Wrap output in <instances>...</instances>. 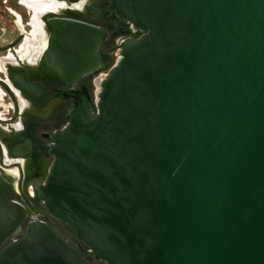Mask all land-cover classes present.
<instances>
[{
	"label": "water",
	"instance_id": "obj_1",
	"mask_svg": "<svg viewBox=\"0 0 264 264\" xmlns=\"http://www.w3.org/2000/svg\"><path fill=\"white\" fill-rule=\"evenodd\" d=\"M106 3L128 23L117 35L132 39L94 108L75 87L97 73L101 27L48 19L38 76L28 65L10 75L38 109L51 99L47 77L72 103L66 128L47 136L31 201L104 264H264V0ZM32 132L0 141L13 158H35ZM11 182L2 171L0 247L26 214ZM0 264L93 263L33 221Z\"/></svg>",
	"mask_w": 264,
	"mask_h": 264
},
{
	"label": "flooded vegetation",
	"instance_id": "obj_2",
	"mask_svg": "<svg viewBox=\"0 0 264 264\" xmlns=\"http://www.w3.org/2000/svg\"><path fill=\"white\" fill-rule=\"evenodd\" d=\"M45 1L51 4L54 9L48 10L36 19H33L32 14L27 9L29 16L27 20L19 13L11 12L12 9L7 10L10 20L6 22L13 23L17 29V33L13 37L10 35L9 40L4 38L7 33H10L9 26L3 24L0 28V40L7 39L8 41L7 44L0 43V136L19 141L23 139L25 132L32 128L33 150L31 154L38 156V159H36L37 156L33 158L31 155L25 158H13L6 147L7 143L4 140L0 141V173L4 171L12 180L9 199L21 204L26 212L19 225L21 229L19 235L10 237L1 245L0 250L23 237L30 222L41 221L50 228L59 231L68 244L73 246L84 258H90L93 264H104L102 261L94 259L91 251L77 240L74 234L65 229L57 219L48 215L40 205L30 199L32 183L38 180L41 170L48 160L44 158L43 154L45 147L48 146L47 136L64 130L68 125L67 117L72 109V103L59 101L58 97H54L57 90L63 88L64 84L54 77L45 78L44 86L51 99L44 109H38L13 88L10 75L16 73L13 69L20 70L28 65L32 76H38L36 63L37 58H40L42 53L39 54L36 51L40 44L42 45L45 41L43 23L48 19L75 17L88 24L101 27L107 35L104 40L100 41V66L97 73L86 76L75 87L78 89L81 86L87 90L91 100L90 107L94 108L96 88L118 63L121 57V43L132 38L117 35L116 26L128 25V23L113 17L109 13L106 9V0ZM17 4L25 9L19 0H17ZM36 26L38 27L37 31L35 30ZM32 80L38 81L35 78Z\"/></svg>",
	"mask_w": 264,
	"mask_h": 264
},
{
	"label": "rangeland",
	"instance_id": "obj_3",
	"mask_svg": "<svg viewBox=\"0 0 264 264\" xmlns=\"http://www.w3.org/2000/svg\"><path fill=\"white\" fill-rule=\"evenodd\" d=\"M9 9H12L10 10L11 12H15L17 14L19 13L20 15H22L25 20H27L29 17L26 9L21 6H18L17 0H0V28L3 26V24L9 26L10 33H7L4 36V38H7L8 40L10 35L13 37L17 33V29L14 24L11 22H6L7 20H10V18H8L9 13L7 11Z\"/></svg>",
	"mask_w": 264,
	"mask_h": 264
},
{
	"label": "bare ground",
	"instance_id": "obj_4",
	"mask_svg": "<svg viewBox=\"0 0 264 264\" xmlns=\"http://www.w3.org/2000/svg\"><path fill=\"white\" fill-rule=\"evenodd\" d=\"M20 3L30 11L32 14L33 19L38 18L39 16L43 15L48 10L54 9L51 4L47 3L45 0H19ZM20 18V17H19ZM19 20V19H18ZM35 30H38V27H35Z\"/></svg>",
	"mask_w": 264,
	"mask_h": 264
},
{
	"label": "built area",
	"instance_id": "obj_5",
	"mask_svg": "<svg viewBox=\"0 0 264 264\" xmlns=\"http://www.w3.org/2000/svg\"><path fill=\"white\" fill-rule=\"evenodd\" d=\"M99 91H100V85H99L98 88H96V91H95V95H94V97H97V96H98ZM94 100H95V99H94ZM95 103H96V101H95Z\"/></svg>",
	"mask_w": 264,
	"mask_h": 264
},
{
	"label": "crops",
	"instance_id": "obj_6",
	"mask_svg": "<svg viewBox=\"0 0 264 264\" xmlns=\"http://www.w3.org/2000/svg\"><path fill=\"white\" fill-rule=\"evenodd\" d=\"M17 14V13H16ZM16 21H17V19H16ZM26 38V37H25ZM25 38H24V40H25ZM31 39V38H30ZM3 41H1L0 40V43L1 44H7L8 43V41L7 40H5V39H2ZM24 40H23V42H24ZM31 41V40H30Z\"/></svg>",
	"mask_w": 264,
	"mask_h": 264
}]
</instances>
